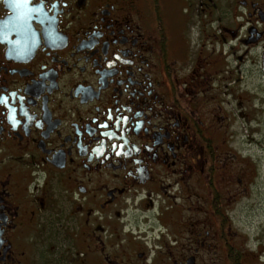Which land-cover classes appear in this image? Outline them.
I'll list each match as a JSON object with an SVG mask.
<instances>
[{"label": "flooded vegetation", "instance_id": "obj_1", "mask_svg": "<svg viewBox=\"0 0 264 264\" xmlns=\"http://www.w3.org/2000/svg\"><path fill=\"white\" fill-rule=\"evenodd\" d=\"M263 148L264 0H0V264H257Z\"/></svg>", "mask_w": 264, "mask_h": 264}, {"label": "rangeland", "instance_id": "obj_2", "mask_svg": "<svg viewBox=\"0 0 264 264\" xmlns=\"http://www.w3.org/2000/svg\"><path fill=\"white\" fill-rule=\"evenodd\" d=\"M182 4L178 3L175 9H178L181 11ZM196 27H192L190 33L188 34L189 39L191 40L192 45H194L197 42L198 34H196ZM247 134V133H246ZM248 138V136L246 135ZM253 138H257L256 136H253ZM259 140V139H258ZM257 154L262 157V175L264 176V148L259 149ZM263 189L258 197L256 199L259 204H255L251 206L250 209L241 210V212L236 214V223L235 226L237 229L240 230V233L243 237L247 238V241L245 242V249L250 254H260L261 249L255 250V245L261 244V242H264V182L262 183ZM261 246V245H259ZM252 250H251V249ZM262 251V250H261ZM263 261L257 263V264H264V252L261 254ZM248 264H251L249 260H247Z\"/></svg>", "mask_w": 264, "mask_h": 264}]
</instances>
